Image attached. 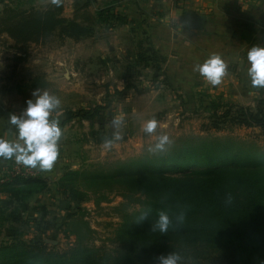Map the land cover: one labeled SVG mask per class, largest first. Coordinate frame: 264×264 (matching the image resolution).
I'll use <instances>...</instances> for the list:
<instances>
[{"label":"rangeland","instance_id":"rangeland-1","mask_svg":"<svg viewBox=\"0 0 264 264\" xmlns=\"http://www.w3.org/2000/svg\"><path fill=\"white\" fill-rule=\"evenodd\" d=\"M0 1V7L7 6L15 12L42 9L52 2ZM60 2L65 14L62 15L76 17L88 31L77 38L60 36L54 31L44 40L28 43L27 55L22 61L14 59L18 50L9 48L12 41L3 35L0 82L16 91L30 92L31 98L37 89L49 91L60 98V110L68 112L69 117L81 109L93 110L96 106L100 107L99 115L90 122L68 121L70 141L58 145V157L51 170L30 167L34 171L31 176L48 179L43 191L14 202L3 184L14 177L8 175L14 165L25 166L13 164L6 170L0 178V244L39 243L46 251L58 252L87 245L110 251L117 245L115 230L122 220V204L126 201L117 191L108 189L87 192L84 201H69L55 186L58 178L66 170H106L117 161L138 159L180 144L215 137H230L243 142L244 148L252 145L264 151V138L257 127L215 130L209 126L211 104L218 111L229 103L255 108L264 97V88L243 96L229 91L225 83L226 73L231 71L229 67L221 79L224 81L211 85L194 70L197 63H202L198 57L186 62L183 50L163 52L159 44L162 36L158 39L153 34L147 35V24L136 23L140 19L121 22V16L115 17L111 11L107 16L99 14L103 4L102 7L87 2L75 4L71 12L73 3ZM123 24L131 28L136 25L141 32L106 35L107 29ZM114 117H122V123L113 126ZM153 118L157 121L156 131L145 133L143 123ZM117 131L121 134L119 140L113 138ZM161 133H166L168 140L159 149L156 144ZM105 140L113 141L111 148L105 146ZM126 208L130 212L138 207L132 204ZM79 222H86L91 232L85 233L84 225Z\"/></svg>","mask_w":264,"mask_h":264},{"label":"trees","instance_id":"trees-1","mask_svg":"<svg viewBox=\"0 0 264 264\" xmlns=\"http://www.w3.org/2000/svg\"><path fill=\"white\" fill-rule=\"evenodd\" d=\"M62 9L61 2L22 12L0 7V38L12 41L16 61L25 59L28 43L54 31L73 38L88 31L76 17H64ZM111 9L99 14L107 16ZM211 105V128L257 127L264 138V97L255 108L229 103L218 111ZM99 108L81 109L75 116L91 121ZM242 145L215 137L117 161L106 170H66L55 186L69 201H84L87 192L99 189L115 190L126 201L115 230L116 248L76 245L58 252L19 241L0 244V264H158L170 252L179 254L178 264H264V151ZM47 180L17 175L3 184L4 191L15 202L46 189ZM132 204L138 208L126 211ZM161 211L171 220L165 233L152 230ZM79 223L91 232L86 222Z\"/></svg>","mask_w":264,"mask_h":264},{"label":"crops","instance_id":"crops-1","mask_svg":"<svg viewBox=\"0 0 264 264\" xmlns=\"http://www.w3.org/2000/svg\"><path fill=\"white\" fill-rule=\"evenodd\" d=\"M68 1L73 3L71 12L76 8L75 4L79 3L87 2L97 6L103 4L104 7L113 5L114 7L110 10L112 13L124 17L129 23L140 19L136 23L147 24L149 29L145 31L147 35L153 34L158 39L162 36L160 38L163 41L160 40L159 44L162 45L163 52L175 49L182 52L183 50L186 62L188 60L192 62L197 57L203 62L211 54H219L227 67L231 68V71L226 73L227 79L225 78V83L228 84L226 88L229 91L243 96L244 94L252 95L261 89L251 86L250 77L247 74V51L254 44L264 46V0ZM197 15L205 16V23L201 30L193 27ZM107 30L106 35L110 36L113 33L115 36V33L122 31L141 32L136 25L131 28V25L124 24ZM169 36L172 37L169 38ZM107 47L113 50L111 45ZM30 95L31 93L26 90L16 91L11 85H2L0 82V137L9 140L17 138L16 127L9 123V116L21 114L26 106V99L31 98ZM56 115L57 112L54 111L52 116ZM67 117H69L68 112L60 110L59 120L62 128V136L58 141L60 146L63 142L70 141L67 136L68 129L71 127L67 124L68 121H79L75 114L68 119ZM13 164H17L14 159L0 158V178Z\"/></svg>","mask_w":264,"mask_h":264},{"label":"clouds","instance_id":"clouds-1","mask_svg":"<svg viewBox=\"0 0 264 264\" xmlns=\"http://www.w3.org/2000/svg\"><path fill=\"white\" fill-rule=\"evenodd\" d=\"M52 3L58 6L60 0H52ZM247 60V74L251 86L264 88V46L252 45L247 51ZM194 70L198 71L209 84L218 85L226 73L227 65L219 54L213 53L202 63H197ZM25 104L21 114L9 116V123L16 127L17 138L9 140L0 137V158L14 159L17 164L38 168L41 171L51 170L58 157V141L62 136L59 120L61 100L47 90L42 92L36 90L32 98L26 99ZM54 111L57 112L56 116H52ZM122 120V117H114L113 126L120 125ZM142 128L145 133H153L157 129V121L154 118L149 119L143 123ZM113 138L119 140L120 132H114ZM167 140V134L161 133L156 147L162 149ZM104 143L106 147L111 148L113 141L105 140ZM170 224L169 215L161 211L152 224V230L165 233ZM179 260L178 253L170 252L161 255L158 264H178Z\"/></svg>","mask_w":264,"mask_h":264},{"label":"built area","instance_id":"built-area-1","mask_svg":"<svg viewBox=\"0 0 264 264\" xmlns=\"http://www.w3.org/2000/svg\"><path fill=\"white\" fill-rule=\"evenodd\" d=\"M34 174V171L30 168V167H22L19 165H14V167L11 168V170L9 171V176H16V175H20V176H31ZM7 175V176H8ZM7 178V177H6Z\"/></svg>","mask_w":264,"mask_h":264},{"label":"water","instance_id":"water-1","mask_svg":"<svg viewBox=\"0 0 264 264\" xmlns=\"http://www.w3.org/2000/svg\"><path fill=\"white\" fill-rule=\"evenodd\" d=\"M205 23V16L204 15H197L194 19L193 27L197 30H201Z\"/></svg>","mask_w":264,"mask_h":264}]
</instances>
